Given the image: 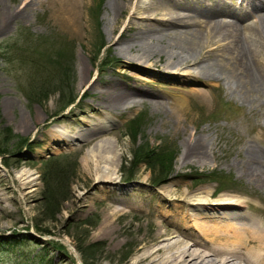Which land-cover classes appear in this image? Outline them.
Listing matches in <instances>:
<instances>
[{
  "label": "rangeland",
  "instance_id": "rangeland-1",
  "mask_svg": "<svg viewBox=\"0 0 264 264\" xmlns=\"http://www.w3.org/2000/svg\"><path fill=\"white\" fill-rule=\"evenodd\" d=\"M113 24L108 0H0V139L8 129L29 145L0 155V264H133L140 241L176 218L177 193L238 199L240 211L264 222V172L254 165L264 163V90L240 96L223 78L190 79L191 69L130 66L109 46L122 28ZM59 63L71 66L66 84ZM257 66L264 73V52ZM105 83L140 93L107 107ZM64 86L76 98L61 110ZM144 142L172 151L164 179L158 166L131 165ZM195 143L204 158L183 162ZM102 222L115 246L97 237ZM86 246L83 258L78 247Z\"/></svg>",
  "mask_w": 264,
  "mask_h": 264
},
{
  "label": "bare ground",
  "instance_id": "bare-ground-1",
  "mask_svg": "<svg viewBox=\"0 0 264 264\" xmlns=\"http://www.w3.org/2000/svg\"><path fill=\"white\" fill-rule=\"evenodd\" d=\"M145 1L108 0L114 28L122 25L116 38L109 39V46L130 66L145 65L161 72L191 69L187 70L190 79L203 76L217 82L223 78L240 96L243 90H264V73L257 66L264 52V0H239L238 7L204 5L203 1ZM123 12L127 18L121 21ZM248 18L253 20L246 22ZM212 41L217 47H211ZM138 91L105 83L100 94L106 98L101 102L118 107L133 100ZM191 149L181 154L183 162L204 158L200 143ZM100 157L103 162L110 159L107 154ZM254 165L258 173L264 172L262 160ZM101 174L111 178L104 170ZM172 201L176 218L167 221L168 227L156 224L151 236L140 241L133 264H264V222L240 211V200L218 197L209 201L207 196L177 193ZM97 237L107 239L109 246L117 244L108 222L100 224Z\"/></svg>",
  "mask_w": 264,
  "mask_h": 264
},
{
  "label": "trees",
  "instance_id": "trees-1",
  "mask_svg": "<svg viewBox=\"0 0 264 264\" xmlns=\"http://www.w3.org/2000/svg\"><path fill=\"white\" fill-rule=\"evenodd\" d=\"M59 65L61 66L60 68L61 70H59L60 81L65 82L66 84L67 80L69 79L68 71L69 69H71V66H69L70 64L64 65L63 63H59ZM57 92H58L59 99L62 102V106L60 108L61 110H63L64 108H66L68 105L72 104L75 101L76 95L72 93L66 94L65 86L58 87ZM27 97L32 99L30 95H27ZM137 120L134 119L128 123V132H129V135L132 141H134L135 138L137 137V127L139 126V123L137 122ZM13 138H17L15 145L14 144L12 145L10 143V141ZM26 146L27 147L29 146L27 143V140L21 137L13 136L9 132V130L6 129L5 136L0 139V155L4 156L5 154L9 152L14 153L15 150H18L19 148L26 147ZM157 151L158 152H154L153 149L150 148L146 142L136 145V147L133 148L131 152V165L135 167L136 165L147 164L151 168H153L154 166H158L160 168L158 170V173H159L158 177L159 179H164L171 171L170 166H168V164H170L171 159H172V151L170 150V148H167V147L160 148ZM53 159L56 160V158H53ZM131 177L132 176H129V177L125 176L124 180L129 181ZM91 247L92 246H86L84 248L78 247V251L82 255L81 257L84 258L87 249Z\"/></svg>",
  "mask_w": 264,
  "mask_h": 264
}]
</instances>
